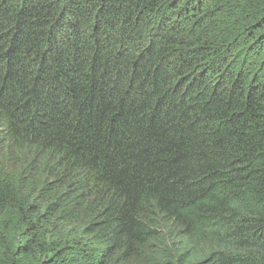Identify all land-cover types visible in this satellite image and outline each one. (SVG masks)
Listing matches in <instances>:
<instances>
[{"label":"trees","instance_id":"obj_1","mask_svg":"<svg viewBox=\"0 0 264 264\" xmlns=\"http://www.w3.org/2000/svg\"><path fill=\"white\" fill-rule=\"evenodd\" d=\"M0 264H264V0H0Z\"/></svg>","mask_w":264,"mask_h":264}]
</instances>
